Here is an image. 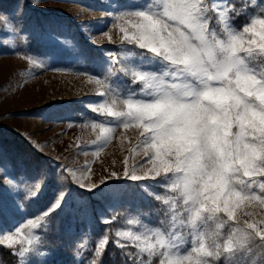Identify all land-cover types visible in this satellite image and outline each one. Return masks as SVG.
I'll use <instances>...</instances> for the list:
<instances>
[{
    "label": "snow or ice",
    "instance_id": "6c2138e0",
    "mask_svg": "<svg viewBox=\"0 0 264 264\" xmlns=\"http://www.w3.org/2000/svg\"><path fill=\"white\" fill-rule=\"evenodd\" d=\"M132 8L116 19L122 21L121 39L134 47L109 82L123 103L119 110L115 102L92 109L112 118L107 121L111 126L92 127L105 142L121 128H135L139 138L120 171L98 182L76 177L74 183L111 199L119 193L106 191L110 180L154 181L159 192L138 187L144 199L159 202L155 211L164 218L156 227L138 219L135 234L117 231L111 241L101 234L88 259L78 243L79 264H103L109 243L120 250L124 264H264V3L150 0ZM250 12L244 25L235 24L236 17ZM138 155L144 157L139 163ZM16 187L13 180L0 178V215L19 210L11 191ZM61 195L43 210L41 222L28 221L26 227L40 232L21 240L16 235L0 239V247L9 250L27 242L28 247L13 252L18 264H33L37 246H47L52 213L63 210ZM241 205L260 211L238 215ZM116 218L99 219L111 225ZM88 236L82 234L85 244ZM50 256L51 250L41 264H52Z\"/></svg>",
    "mask_w": 264,
    "mask_h": 264
},
{
    "label": "rangeland",
    "instance_id": "374dc122",
    "mask_svg": "<svg viewBox=\"0 0 264 264\" xmlns=\"http://www.w3.org/2000/svg\"><path fill=\"white\" fill-rule=\"evenodd\" d=\"M30 1L32 4L24 5V2L22 6L3 5L8 14L0 12V17L6 18L0 20V48L4 49L0 53V125L21 134L37 151L44 153L53 162L59 177L51 203L62 192L63 210L52 213L45 239L47 246H37L33 264H41L50 250L52 264H79L75 255L78 243L84 244L82 255L88 259L89 249L101 234H111L112 239L117 231L135 234L136 220H141L147 227H156L164 218L155 211L161 207L159 202L144 199L141 195L143 189L138 187L146 185L149 191L159 192L154 181L110 180L106 191L119 193L111 199H101L74 183L76 177L85 176L98 182L108 172L120 171L123 157L128 155V149L139 138L135 128L126 132L121 128L109 142L98 139V129L92 125L103 122L105 126H111L107 121L112 118L99 116L92 109L115 102L119 110L123 100L119 89L111 86L109 90V81L85 72L82 38L78 34H82L83 40L90 45L101 49L107 57L109 53L113 54V48H119V56L127 60L130 58L128 50L134 46L126 45L121 39L119 27L122 21L116 17L121 12L133 10L134 4L150 3V0ZM33 11L38 13V18L33 17L30 24V19H26L32 17ZM44 15L50 17L46 19ZM251 15L253 13L250 12L248 16ZM30 34L54 44V54L40 56L31 53L26 42ZM136 51L143 50L136 46ZM62 54L67 55L68 65H62ZM28 111L34 113L25 115L24 112ZM121 132H125L127 137L123 141L119 138ZM143 159L142 155L136 157L137 163ZM73 172L75 175L69 178ZM0 178L13 180L18 185L11 191L19 209L0 215V239L16 235L17 240H21V236L40 232V229L26 225L33 219L41 222L43 210L49 206L38 208L30 202L33 194L37 195L42 190V180L29 175L22 180L11 167L1 164ZM82 182L87 183V179ZM16 192L21 195H16ZM4 199L7 201L6 195ZM241 210L260 211L259 208L249 209L241 205L237 209L238 215ZM101 215H115L117 218L111 225H105L100 223ZM129 220L133 223L129 224ZM17 229L21 230L20 235H17ZM84 233L89 234L87 244L82 239ZM54 236L62 241L57 243V252L52 248ZM21 247H28L27 242L18 243L13 248L14 252Z\"/></svg>",
    "mask_w": 264,
    "mask_h": 264
},
{
    "label": "trees",
    "instance_id": "16d2710c",
    "mask_svg": "<svg viewBox=\"0 0 264 264\" xmlns=\"http://www.w3.org/2000/svg\"><path fill=\"white\" fill-rule=\"evenodd\" d=\"M258 1L259 3H264V0ZM235 2L237 5L240 4V0H235ZM23 3L24 5L32 4L30 0H0V12L8 14L3 5L22 6ZM248 15L236 17L234 21L235 24L237 26L244 25L249 19ZM33 17L38 18V13L33 11L32 17L27 18L26 21L30 19V24H32ZM43 17L47 19L50 16L44 15ZM78 35L82 38V50L85 56V72L103 77L106 82H110V80L117 75L114 69L122 66L119 63V61L122 60L119 56L121 50L117 47L113 48L112 60L110 61L109 56L107 57L101 49L83 40L84 36L82 34ZM26 42L29 51L35 55H52L56 48H53L55 46L54 44H49L35 34L28 35ZM1 52H4V49L0 48V53ZM60 58L62 60V65H68V62H66L68 60L66 54H62ZM107 65L108 67L106 68ZM20 113L17 114L20 115ZM24 113H26L25 115H32L34 112L28 111ZM75 115L79 118L78 113H75ZM0 155H2L0 164L11 167L15 174L23 173L24 175H18L22 180H25L27 175L42 180V190H40L37 195L33 194L30 199L33 205L38 208H45L51 203L52 196L56 192L59 177L57 176L56 169H54L53 162L44 153L37 151L21 134L0 125ZM107 238L111 241L113 240V235L108 234ZM52 239L54 240L52 244L53 251L57 252V243H61L62 241L58 240V236H54ZM13 252L14 249L9 250L6 246L0 247V264H18V257L13 255ZM103 264H124V257L121 256L120 250L115 247V245L109 243L103 257Z\"/></svg>",
    "mask_w": 264,
    "mask_h": 264
}]
</instances>
